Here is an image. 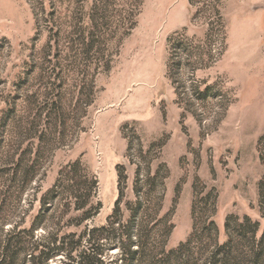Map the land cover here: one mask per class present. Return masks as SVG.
Returning <instances> with one entry per match:
<instances>
[{
    "label": "rangeland",
    "instance_id": "374dc122",
    "mask_svg": "<svg viewBox=\"0 0 264 264\" xmlns=\"http://www.w3.org/2000/svg\"><path fill=\"white\" fill-rule=\"evenodd\" d=\"M16 225L23 264H264V0H0Z\"/></svg>",
    "mask_w": 264,
    "mask_h": 264
},
{
    "label": "trees",
    "instance_id": "16d2710c",
    "mask_svg": "<svg viewBox=\"0 0 264 264\" xmlns=\"http://www.w3.org/2000/svg\"><path fill=\"white\" fill-rule=\"evenodd\" d=\"M78 167H79V163L75 162L73 164H69L65 169L61 171V174H66L67 177H70L72 181L70 186L74 187V192L76 190L75 195L77 199L80 198L79 197L80 195L78 196L77 190H79V187L82 184L80 180L79 181L77 180V177H76L77 173H75ZM68 169L70 170L68 171ZM18 171H22L21 178H18V173H19ZM35 171H36V167L34 165H28V166L23 167L21 162L18 161L14 168V174H13L14 176L11 180L12 185L16 184V182L19 180L22 183L25 181L31 180V178L35 174ZM84 182H87V181L84 180ZM91 182L93 184L95 183V181H91ZM86 202H87V199L83 203H79L78 201L77 203L78 208L84 207L86 205ZM43 211L44 210L40 211L41 212L40 216L42 217L45 215ZM245 220L248 222H251L250 218L248 217H246ZM254 225L257 227L258 223L255 222ZM33 226L34 225H32V228ZM31 229H20L19 226L16 225L12 229L4 233V237L0 239V264H21V261L23 264V260L25 257L22 258V256H24V252L26 248V240H25L24 234L26 233L31 234ZM1 232H3V230L0 227V233ZM73 236L74 234L70 235V237H73ZM64 239L66 238H61L59 242L60 245H58L59 247L70 245ZM184 246H186V244L184 243L181 244L182 248H184ZM219 249L220 251H222V253L227 255L228 254V243L223 244ZM34 252L36 253L30 257V261L32 262V264H48V260L50 256L52 255V249L48 248L45 245L40 244L34 248ZM171 253H174V251H171ZM189 263L190 261L187 260L186 264H189Z\"/></svg>",
    "mask_w": 264,
    "mask_h": 264
}]
</instances>
